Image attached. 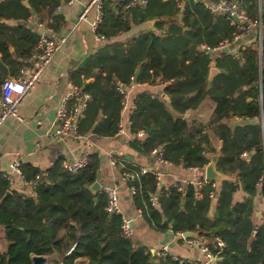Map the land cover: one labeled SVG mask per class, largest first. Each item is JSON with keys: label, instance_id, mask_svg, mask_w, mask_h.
<instances>
[{"label": "trees", "instance_id": "trees-1", "mask_svg": "<svg viewBox=\"0 0 264 264\" xmlns=\"http://www.w3.org/2000/svg\"><path fill=\"white\" fill-rule=\"evenodd\" d=\"M218 1L236 2L248 22L262 17L261 0H211L210 9L201 0H147L143 9L130 10L104 1L96 35L105 43L71 76L73 86L90 96L77 135L103 138L115 134L120 109L115 82H126L131 76L138 83L157 80L167 102L145 93L135 96L130 132L142 131L144 138L132 141L129 148L140 155L161 148L164 162L200 170L208 163L204 127L188 125L184 114L208 98L214 109L206 129L220 142L214 167L232 180L222 182L218 190L209 185L198 192L190 186L182 192L169 187L156 199L157 212L149 202L156 181L147 173L127 182L133 190V204L154 231L164 229L162 220L179 232L176 234L193 232L210 241L219 240V250L208 247L217 254L214 264H264V225L255 227L251 219V198L264 176V125L260 123L262 116L264 120V42L261 58L257 40L244 50L240 47L235 56L229 53L231 47L217 57L205 55V49L212 51L223 41L234 43L239 33L228 13L211 9ZM60 2L0 0V84L17 74L15 61L26 59L38 40L23 26L4 22L23 23L42 6L53 13ZM178 3H182L180 7ZM50 18L52 23L57 20ZM150 20L158 33L143 32L125 44L109 41L132 25ZM212 66L218 73L208 80ZM82 79L91 82L83 85ZM114 162L121 167L120 173L137 174L140 169L122 158ZM97 167L94 154L86 156L84 167L74 174L63 172L58 163L46 172V181L34 197L6 195L7 183L0 176V228L6 244L0 264H31V256H41L51 264H75L76 260L87 264H177L166 256L155 261L146 248L133 247L122 236L120 217L106 214L103 196L90 190ZM20 171L28 179L40 173L21 166ZM261 189L264 195V186ZM239 190L250 199L234 202ZM211 199H216V207L209 218ZM54 255L58 261L52 260Z\"/></svg>", "mask_w": 264, "mask_h": 264}, {"label": "crops", "instance_id": "crops-1", "mask_svg": "<svg viewBox=\"0 0 264 264\" xmlns=\"http://www.w3.org/2000/svg\"><path fill=\"white\" fill-rule=\"evenodd\" d=\"M60 1L59 7H57L53 13H51V10L48 7L42 6L38 8L36 13H31V15L27 17L23 23L19 21L4 22L8 26L21 25L30 32L36 34L37 37L42 32L43 35L53 42H57L60 38L65 37V43L59 47L52 61L43 68L33 89L27 93L24 100L17 107L20 121L7 119L0 126V176L3 177L6 175L11 179V184L9 186V191H11V193L23 195L24 191L20 186L17 176L9 168L13 161H17L26 171L36 170L40 173L46 174L47 171L58 163L60 166V163L64 160L76 159L81 157V155L89 156L94 154L98 159V167L94 183L98 186L117 188L120 213L123 218L129 221L133 230L132 238L127 239L131 242L133 247L146 248L154 257L155 261L156 259L166 256L170 259L175 258L177 260H181L184 263L207 264L204 263V257L201 252L197 249L185 247L184 243L176 235L187 234V238L190 239L202 238V240H205V243L209 248H213L214 240L210 241L206 237L193 232L176 234L179 232H173L170 229L171 225L162 220L160 223H162V227L164 229L159 232L152 230L143 221L139 211L135 208L131 197L132 194L129 192L127 182L120 181L121 167L116 165L111 166L109 164L110 160L122 158L128 164L139 168L157 170L160 176L159 182L155 187L156 190L154 194L150 197V199L155 198V204L157 202L156 199L160 197L163 191H166L165 187L167 185L174 184L178 181H196L204 177V173L202 175L200 170L183 169L180 165H171L168 167L157 165L154 156L150 154L140 155L131 150L129 148V143L136 140L133 133L130 132L131 124H129L130 117L133 112L129 116L124 113L120 114L119 109L117 130L118 125H120L122 130L120 135H117L116 131L111 137L98 138L90 133H87L82 136L78 135L79 137L77 139L67 138L57 141H54L50 137L54 126L55 110L57 108L58 101L62 95L69 91L70 88L75 87L71 83L72 73L76 72L78 66L83 60L95 53L96 50L101 48L105 43L104 40V42L95 40L96 31L101 21L98 23L95 31H92L90 28V23L95 18L94 11L90 10L87 14L86 20L77 23V16L82 9V5L87 3L89 0H75V2L71 5H65L62 3L63 0ZM201 1H203L205 5L211 4V0ZM24 4L26 5V3ZM181 4L182 3H178L177 7H180ZM261 6L263 9L260 12V16H262L261 19L263 23L261 22L259 27L251 29L249 33L241 35L239 40L228 45V50L231 47L229 53L233 56L237 55L240 47V49H245L246 46L249 47L257 40L261 58L262 43L264 42V0H261ZM51 16L56 17L57 20L55 23H52L50 18ZM49 24H53L55 26L54 29H52ZM153 26V20L132 25L129 31L119 33L109 41L117 44H125L140 33L155 31ZM11 51L12 48H9V52ZM218 53L219 50L214 49L207 52V54H204L207 56L211 55L213 57H217ZM27 58L24 60L16 58L17 60L15 62L19 64L18 70L27 63ZM212 69L215 68L213 66L210 67L209 73ZM137 72L138 71L135 70V74H137ZM217 73L218 71L216 70L214 75ZM81 82H83V85H86L89 84L91 80L82 79ZM140 84V87L129 90L130 104L134 105L135 96L140 93L153 95L154 97H159L164 102H167V98L162 92V85L159 84L157 80L151 84L143 82H140ZM164 85L166 86L167 84ZM213 109V102H211L208 98H205L195 110L187 111L184 114V118L186 122H188V125L192 123L197 126L204 127V133L207 138L205 158L208 163L206 167L210 166L212 171L215 173V179L213 181L207 179L210 182L208 185L210 186V184H213L214 187H210L218 190L222 182L231 181L232 177L218 173L214 167L220 142L209 131V129H206L207 124L211 119ZM260 123L263 127V116L260 119ZM43 181H46V179ZM261 186H264V176L262 183L256 186V195L251 198L253 204V214L251 219L255 227L264 225V195L262 193ZM194 190L198 192L200 189L196 190L194 188ZM8 196H10V194ZM195 196L198 198L199 194L196 193ZM208 197H210V195ZM246 199H250L249 196L242 190H239L234 194L233 201L242 202ZM215 207L216 199H211L207 217H212ZM154 209L159 212L158 205H154ZM0 243L5 245L3 249L5 250L6 244L3 242L1 228ZM162 249H165L164 253H162ZM52 260L58 261L59 258L57 255H54ZM47 262L51 264L50 260H47ZM75 264L87 263L83 260H76Z\"/></svg>", "mask_w": 264, "mask_h": 264}, {"label": "built area", "instance_id": "built-area-1", "mask_svg": "<svg viewBox=\"0 0 264 264\" xmlns=\"http://www.w3.org/2000/svg\"><path fill=\"white\" fill-rule=\"evenodd\" d=\"M104 1H108L112 7H122L124 10L130 9H143L146 6L147 0H89L87 3L82 5V9L77 16V23L83 22L87 18V14L90 10L94 11L95 18L90 23V28L92 31L96 30L98 23L101 21L102 11L101 4ZM75 0H63V4L71 5ZM210 9L209 5H205ZM213 11H220L228 13L229 16L235 18L233 23L238 26L239 33L234 37V41L239 40L241 35L249 33V31L255 27L261 25V21H252L248 22L244 13L239 9L236 2H224L218 1L217 5L212 6ZM262 10V9H261ZM243 23H247L248 26H244ZM103 37L96 35V41H103ZM65 43V37L60 38L57 42H53L48 39L42 32L38 36L37 44L30 52L27 63L19 68L15 76H10L5 78L0 84V126L7 119H13L15 121H20L17 107L24 100L27 93L33 89L35 83L38 81V77L43 70L53 59L55 53L58 51L59 47ZM229 42L223 41L220 43L215 50L228 51ZM202 49V47H200ZM242 48L241 50H243ZM208 50L205 49L204 53L207 54ZM141 84L136 82L131 76L126 82H115L114 89L117 95L120 97V114L124 113L131 115L134 110V105L129 102V90L133 88L140 87ZM90 102V96L78 87H72L67 93L62 95L58 101L57 108L55 110L54 117V126L51 132L50 137L54 140L61 139H77V124L83 118L85 108ZM122 133L120 125H118L117 135ZM136 140H141L144 137V132L138 131L133 134ZM150 155L154 156L157 165H163L165 167L171 166V164L166 163L161 158V148H154L151 150ZM246 157V155H242ZM86 163V156L81 155L76 159L64 160L60 163V168L63 172L68 174H74L77 171L81 170ZM109 164L111 166L115 165L114 160H110ZM207 165L201 167L200 171L202 175L206 169ZM10 170L17 176L21 188L24 191L22 197H34L36 194L37 188L41 185L42 181L46 178L45 173H38L32 178H26L20 171V164L17 161H13L10 166ZM197 170V169H189ZM147 173H150L154 176L156 185L159 182V172L157 170H147L145 168H140L137 174L133 173H121L120 181L129 182L133 181L137 176H142ZM204 176V175H203ZM7 183V189L5 193L7 195H12L9 191V186L11 184V179L4 175L2 177ZM210 182L203 177L200 180H186L182 182H175L174 184L167 185L165 189L169 187L176 189V191L182 192L187 186H192L196 190L201 189L205 185H208ZM211 187H214L213 184H210ZM98 192L103 196L105 205L104 212L108 215H118L120 217V231L124 238L131 239L133 236V230L130 226V223L127 219L123 218L120 213L119 201H118V192L116 187L108 186H99ZM129 192L132 194V188H129ZM210 197L212 193L209 194ZM150 205H155V198L149 200ZM187 248L197 249L204 257V263L214 264L216 261V253L212 254L208 249V246L205 243V240L202 238H185L182 235H176ZM201 237V236H200ZM213 249L219 250L222 246L221 242L217 239H213ZM165 252V249H162V253ZM172 261H175L177 264H182L181 260L171 258Z\"/></svg>", "mask_w": 264, "mask_h": 264}, {"label": "water", "instance_id": "water-1", "mask_svg": "<svg viewBox=\"0 0 264 264\" xmlns=\"http://www.w3.org/2000/svg\"><path fill=\"white\" fill-rule=\"evenodd\" d=\"M233 20L236 21L235 18H233ZM243 25L248 26L247 23H243ZM225 50L226 49H224V51ZM215 73H216L215 69L210 70L208 79H210ZM204 177L208 180H211V181H213L215 179V173L212 171L210 166L206 167V169L204 171ZM98 188H99V186L96 183H93V185H91V187H90V190L97 191ZM186 235L187 234H183L182 236L186 238V237H188ZM30 262H31V264H50L41 256H31Z\"/></svg>", "mask_w": 264, "mask_h": 264}, {"label": "rangeland", "instance_id": "rangeland-1", "mask_svg": "<svg viewBox=\"0 0 264 264\" xmlns=\"http://www.w3.org/2000/svg\"><path fill=\"white\" fill-rule=\"evenodd\" d=\"M5 245L3 243H0V253L2 252V250L4 249Z\"/></svg>", "mask_w": 264, "mask_h": 264}]
</instances>
